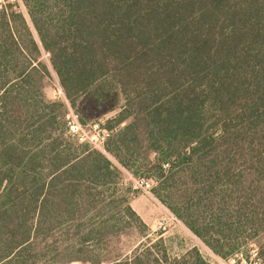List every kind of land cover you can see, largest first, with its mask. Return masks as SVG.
<instances>
[{
	"label": "trees",
	"instance_id": "trees-1",
	"mask_svg": "<svg viewBox=\"0 0 264 264\" xmlns=\"http://www.w3.org/2000/svg\"><path fill=\"white\" fill-rule=\"evenodd\" d=\"M21 1L38 39L0 3V264H209L151 240L105 256L119 221L147 227L118 165L151 173L215 255L250 261L264 236V0ZM43 51L72 107L118 110L105 145L118 165L69 134L67 107L44 94Z\"/></svg>",
	"mask_w": 264,
	"mask_h": 264
},
{
	"label": "rangeland",
	"instance_id": "rangeland-1",
	"mask_svg": "<svg viewBox=\"0 0 264 264\" xmlns=\"http://www.w3.org/2000/svg\"><path fill=\"white\" fill-rule=\"evenodd\" d=\"M2 2L4 0H0V3ZM10 2L17 3L20 12L24 13L35 37L38 39L23 2L21 0H10ZM41 60L48 65L51 73V78L47 79L44 88L46 98L65 104L67 107V123L68 121H72L73 118L79 120L88 137L87 142L81 143H87L92 148L105 153L118 165L114 158L105 151V145L110 136V134L107 136L109 131L107 132L106 128L110 129L113 127L112 130L116 131V128L119 127L115 126L114 122H110L118 113V110L109 111V106L103 104L98 106L95 102L86 98H81L77 107H72L65 96L57 74L52 69L49 55L44 51L42 52ZM105 137L106 141L104 140ZM97 145H102V148H98ZM118 167L121 172L119 185L124 189L130 190V204L147 227H144L139 220L133 217L128 220L119 221L117 227L122 229V234L113 236L107 240L104 239L97 245L105 253V256L111 257L113 254H119L130 257L135 249L151 240L155 243L160 242L159 245L165 246L171 257H182L187 251L196 247L208 260L209 264H263L257 258V253L260 251V245L264 243V236L260 241L252 242L247 248L249 252L245 254L252 257L250 261H246L245 256H237L227 260L222 259L215 255L199 237L154 196L152 188L156 187V180L149 176L151 173L143 170V172L134 175L131 171L124 169L120 165ZM54 235L52 240L59 241L57 238H59L60 232ZM48 243H50L49 240ZM53 255L54 253L49 254L50 257ZM49 256L35 264H53L49 261ZM74 264L89 263L75 262Z\"/></svg>",
	"mask_w": 264,
	"mask_h": 264
},
{
	"label": "built area",
	"instance_id": "built-area-1",
	"mask_svg": "<svg viewBox=\"0 0 264 264\" xmlns=\"http://www.w3.org/2000/svg\"><path fill=\"white\" fill-rule=\"evenodd\" d=\"M67 128H68L69 134L72 135L75 139H77L80 143L88 141V137L86 136L84 128L77 118H73L72 121H68ZM109 134L110 133L108 132L107 136ZM104 140L106 141V137ZM97 146L98 148H102V145H97Z\"/></svg>",
	"mask_w": 264,
	"mask_h": 264
}]
</instances>
